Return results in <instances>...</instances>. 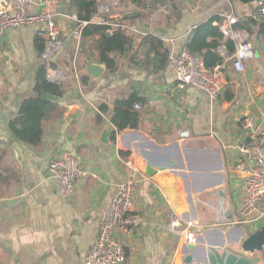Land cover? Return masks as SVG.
<instances>
[{"label": "crops", "instance_id": "1", "mask_svg": "<svg viewBox=\"0 0 264 264\" xmlns=\"http://www.w3.org/2000/svg\"><path fill=\"white\" fill-rule=\"evenodd\" d=\"M97 1L93 20L117 13L132 28L128 32L133 44L119 56L115 71L97 60V37L71 36L70 16L76 14L71 0H64L59 18L66 43L56 60L47 63L43 58L42 25L10 28L0 41V264H85L104 210L118 184L134 171L141 176L134 202L139 224L119 233L126 245L124 264H183L187 254L200 261L206 246L242 233L233 223L240 216L245 188L243 177L235 172L247 138L244 115L250 114L264 128V23L250 17L252 3ZM228 14L247 22L246 28L235 27L249 32L252 52L240 73L233 66V53L225 45L219 47L220 53L225 47L228 56L218 74L221 93L216 100L194 86L181 88L170 55L168 63L160 66V58L150 54L144 43L152 34L163 40L170 54L182 52L197 25L218 15L221 19L214 24L221 30ZM224 38L229 39L225 34ZM89 62L104 69L99 77L87 71ZM43 66L48 67V80L61 86L63 96L52 101L57 106L43 121L42 141L32 146L12 133L10 122L25 98L41 96L35 87ZM134 91L144 100L137 103L140 108L135 104L141 114L138 127L127 128L114 139L111 118L116 102ZM68 154L82 160L86 173L76 193L61 198L49 165ZM170 160L178 168L158 170L152 176L146 173L149 163L157 166ZM204 196L207 199L201 200ZM173 214L199 224L194 250L170 232ZM210 218L214 222H205ZM257 253L256 264H261L264 259Z\"/></svg>", "mask_w": 264, "mask_h": 264}, {"label": "built area", "instance_id": "2", "mask_svg": "<svg viewBox=\"0 0 264 264\" xmlns=\"http://www.w3.org/2000/svg\"><path fill=\"white\" fill-rule=\"evenodd\" d=\"M251 3L254 10L250 17L264 23V0H253ZM63 14L64 0H0V41L10 28L42 25L45 35L42 55L44 60L50 63L61 55L66 43L59 25V18ZM70 17L74 24L71 36L75 37H80L84 27L92 22L107 25L109 32L132 29L121 21L117 13L91 21L81 20L77 14ZM238 22L236 16L228 14L220 27L225 36L236 43L231 60L234 68L241 73L245 71V60L251 55L252 43L247 30L235 27ZM221 54L224 58L228 56L225 47L221 48ZM226 61L227 58L213 69H209L201 56L188 49L170 54L171 67L176 74L178 85L181 88L194 86L212 100L220 96L218 74L225 68ZM136 107L140 108V105L136 104ZM242 125L247 138L240 148L235 172L243 177L245 188L240 216L233 224L252 230L264 226V207L260 208L264 203V128H259L250 114L244 115ZM49 173L55 182L58 195L61 198H70L76 193L86 169L81 159L68 154L52 159ZM140 185L139 171H134L130 178L118 184L117 194L103 212L98 236L86 254L85 264L125 263L126 245L120 239L119 233L139 224V218L134 213V202ZM198 227L199 224L195 221L187 222L178 214H173L168 224L170 232L181 237L186 244H197Z\"/></svg>", "mask_w": 264, "mask_h": 264}, {"label": "trees", "instance_id": "3", "mask_svg": "<svg viewBox=\"0 0 264 264\" xmlns=\"http://www.w3.org/2000/svg\"><path fill=\"white\" fill-rule=\"evenodd\" d=\"M156 2L169 0H155ZM240 3L247 4L253 0H237ZM71 6L81 20L91 21L98 9L97 0H71ZM220 16H213L207 22L197 25L187 42L188 49L196 55L203 58L205 66L213 69L217 64L224 61V56L219 52V47L225 45L228 53L232 54L236 50V44L233 40H225L223 32L214 21H220ZM247 22L239 21L235 26L246 28ZM109 27L107 25L92 22L82 30L83 38L97 37L95 52L97 60L104 63L108 70L115 71L118 68L119 56L128 53L132 44V35L125 30H113L108 35ZM144 43L149 45L150 54H154L155 58H160V66L168 63L170 50L167 48L163 40L157 36L149 34L145 37ZM43 50V44L41 45ZM55 67L54 63H51ZM47 66H43L36 77V91L41 93L47 91L50 94L62 97L63 90L60 85L52 83L47 78ZM144 100L136 91L132 92L128 97L119 99L116 102L111 121L115 126L112 136L116 139L118 133L127 129H136L140 122L141 114L135 108V104ZM57 106L50 100L43 99L39 96H29L24 99L18 115L11 120L10 128L12 133L21 141L32 146L41 143L44 129L43 121L49 111ZM102 111H107V106H101Z\"/></svg>", "mask_w": 264, "mask_h": 264}, {"label": "water", "instance_id": "4", "mask_svg": "<svg viewBox=\"0 0 264 264\" xmlns=\"http://www.w3.org/2000/svg\"><path fill=\"white\" fill-rule=\"evenodd\" d=\"M108 35H111V33L108 32ZM87 71L92 76L99 77L104 69L99 64L89 62L87 64ZM41 97L51 101L62 100V97L50 94L47 91H42ZM73 115V112H71L67 120L70 121ZM168 168H178V164L172 160L167 164H160L157 166L149 163L146 166V173L152 176L156 174L158 170ZM239 228H241L242 233L238 238L224 239L206 246L204 259L200 261H196L193 254H187L183 260V264H256V253L264 251V226L254 232H249L248 229L243 226ZM216 229L222 232L220 229ZM238 244L241 246L238 247ZM186 248L194 250L196 244H186Z\"/></svg>", "mask_w": 264, "mask_h": 264}, {"label": "rangeland", "instance_id": "5", "mask_svg": "<svg viewBox=\"0 0 264 264\" xmlns=\"http://www.w3.org/2000/svg\"><path fill=\"white\" fill-rule=\"evenodd\" d=\"M73 52H75V51H73ZM207 199V197L206 196H204L203 198L201 197V200H206ZM205 222H214V219H207V220H205ZM206 225H211V224H206ZM240 247V246H239ZM260 254H261V256L263 257V259H264V251H261L260 252ZM256 256H258V253H256ZM261 264H264V262L263 263H261Z\"/></svg>", "mask_w": 264, "mask_h": 264}]
</instances>
